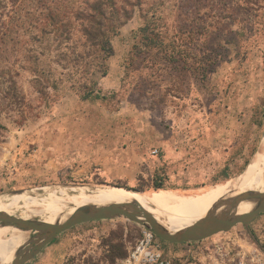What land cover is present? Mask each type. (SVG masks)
I'll use <instances>...</instances> for the list:
<instances>
[{"label": "rangeland", "instance_id": "374dc122", "mask_svg": "<svg viewBox=\"0 0 264 264\" xmlns=\"http://www.w3.org/2000/svg\"><path fill=\"white\" fill-rule=\"evenodd\" d=\"M95 1L0 0V213L21 217L26 207L86 197L135 204L86 188L104 184L145 192L134 194L137 202L155 219L173 220L259 170L264 0H103L109 14L112 2L129 14L113 22L105 77L93 67L104 52L84 44L76 21L65 42L45 19L53 12L64 20ZM75 52L97 55L75 65ZM84 83L94 84L93 99H82ZM24 233L1 234L0 262ZM146 233L125 218L82 224L27 264H125ZM154 240L172 264H228L255 245L264 250V214L201 242Z\"/></svg>", "mask_w": 264, "mask_h": 264}, {"label": "water", "instance_id": "95a60500", "mask_svg": "<svg viewBox=\"0 0 264 264\" xmlns=\"http://www.w3.org/2000/svg\"><path fill=\"white\" fill-rule=\"evenodd\" d=\"M103 187L123 189L131 192L141 193V190L130 189L121 186L104 185ZM156 190V189H154ZM160 190V189H158ZM253 201L256 206L238 216L229 214L225 218H207L195 225L178 232H169L164 229L156 219L147 213L139 204L110 205L94 208H80L65 221L56 224H47L40 220H23L16 216L0 213V226L16 228L23 232H34L35 238L19 249L11 264H27L34 260L47 246L52 244L61 234L66 231L91 222L125 218L145 228L157 238L170 244L196 243L209 239L219 233L230 232L237 225H248L257 216L264 214V193H246L234 200L230 205V211L241 203Z\"/></svg>", "mask_w": 264, "mask_h": 264}, {"label": "bare ground", "instance_id": "6f19581e", "mask_svg": "<svg viewBox=\"0 0 264 264\" xmlns=\"http://www.w3.org/2000/svg\"><path fill=\"white\" fill-rule=\"evenodd\" d=\"M264 180V164L260 167L259 170L253 172L250 171L249 173L246 174V176L237 182L235 185L227 189L224 193H222L216 200H214L211 204L206 206L205 208L196 211L194 213H191L189 215L176 218L173 220H163V219H156V221L167 231L169 232H178L183 229H186L188 227H191L195 225L196 223L205 220L207 218H212L215 214L219 211H221L224 208H230V205L234 200H237L238 197L246 194V193H253V191L262 183ZM88 190L95 192L97 195H104V194H111L113 192H118L120 194L128 195L130 196L134 201L135 204H139L136 200V197L134 194H140L136 192H131L123 189H116V188H107V189H98L94 190L90 187H86ZM72 189V188H71ZM70 189V190H71ZM76 189V188H73ZM155 191H162V190H155ZM145 193V192H141ZM264 193V185L263 187L257 192V194H263ZM94 197H86V198H81L72 202H63L59 203L57 205L52 204V208H36V210H31L29 208H25L26 214L23 216L19 217L23 220H31L32 216L33 217H38L40 218V221L45 222L47 224H56L58 221H65L69 219L74 212L77 209L80 208H94V207H103V206H110V205H122L118 204L120 200H114L112 202V199L109 197H99V199H102L103 201H93ZM242 204V203H241ZM240 204V205H241ZM142 208H144L147 213L151 215L149 212L148 208L145 207L144 205L139 204ZM239 205V206H240ZM238 206V207H239ZM256 206V203L253 201H247V205L244 209L240 211H236V213L232 214V216H238L240 214H243L251 209H253ZM236 207V208H238ZM235 209V208H233ZM232 211V210H231ZM229 209H226L224 213H229ZM222 213V212H220ZM5 215L9 216H14V213H2ZM31 214H33L31 216ZM23 217V218H22ZM227 216H220V217H215L216 219H221L225 218ZM8 228H0V236L2 233H4ZM31 236L30 232H25L24 233V238L20 242V244L12 249L0 262V264H10L12 263L15 253L17 252L18 249L23 248L25 245H27L31 241Z\"/></svg>", "mask_w": 264, "mask_h": 264}, {"label": "trees", "instance_id": "16d2710c", "mask_svg": "<svg viewBox=\"0 0 264 264\" xmlns=\"http://www.w3.org/2000/svg\"><path fill=\"white\" fill-rule=\"evenodd\" d=\"M111 7L112 14H109L107 10L104 8L103 0H96L95 2H91L89 10H78L74 11L69 15V17L61 20L60 13H49L45 15L46 21H49L51 27L54 29L51 34H55L58 39H63L65 42H70L74 38V30L72 29L73 23L71 19L76 21L80 27L78 32L80 33V37L84 40V44H88L90 47L96 48V51L104 52V55H98L96 58L99 59L95 64L94 68L98 69L101 72L102 76H107V66L106 60L110 55V51L108 50V44L111 33H113L115 26H113V22L116 21L118 26L123 23V19H127L129 16L128 12L124 11L122 8L119 9L115 7V4ZM122 14V15H121ZM68 19V20H67ZM58 27V30H55ZM117 27V26H116ZM112 29V30H111ZM44 34L47 32L44 29L41 30ZM92 54L97 55L94 52H90L88 54H80L73 53L72 56H75V65L81 63V61H85L86 58H90ZM65 60H67L66 56H64ZM96 59V60H97ZM77 61V63H76ZM91 62H88V64ZM92 64V63H91ZM87 65V63H86ZM81 88H83L82 99L90 100L94 97V89L92 86H88L87 83L80 84ZM95 99H100L99 96H96ZM156 190L164 189L162 187H155Z\"/></svg>", "mask_w": 264, "mask_h": 264}, {"label": "built area", "instance_id": "2783aa9c", "mask_svg": "<svg viewBox=\"0 0 264 264\" xmlns=\"http://www.w3.org/2000/svg\"><path fill=\"white\" fill-rule=\"evenodd\" d=\"M145 235L125 264H172V261L160 251L159 245L155 244L153 234L148 232ZM196 260L195 258L192 264H203L201 259L198 262ZM226 260L228 264H264V250L255 245L243 253L228 256Z\"/></svg>", "mask_w": 264, "mask_h": 264}]
</instances>
